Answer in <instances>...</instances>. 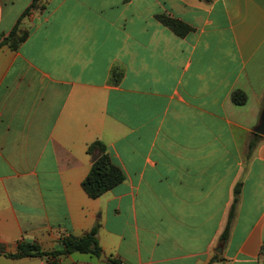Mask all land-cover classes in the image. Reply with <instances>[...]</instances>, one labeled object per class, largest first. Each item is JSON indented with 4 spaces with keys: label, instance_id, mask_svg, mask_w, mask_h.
Instances as JSON below:
<instances>
[{
    "label": "crops",
    "instance_id": "0c3cea01",
    "mask_svg": "<svg viewBox=\"0 0 264 264\" xmlns=\"http://www.w3.org/2000/svg\"><path fill=\"white\" fill-rule=\"evenodd\" d=\"M34 1L0 0V264H264V0ZM96 140L125 180L93 199ZM96 225L105 261L9 255Z\"/></svg>",
    "mask_w": 264,
    "mask_h": 264
},
{
    "label": "trees",
    "instance_id": "16d2710c",
    "mask_svg": "<svg viewBox=\"0 0 264 264\" xmlns=\"http://www.w3.org/2000/svg\"><path fill=\"white\" fill-rule=\"evenodd\" d=\"M40 1L41 0H35L31 7L26 10L25 14L29 12L31 8H44L45 4L40 3ZM158 19L181 37L186 36L193 29L192 26L186 22L166 14L158 15ZM20 21L21 18L18 24L0 42V46L8 44L12 49L16 50L25 41L28 36V31L20 27ZM112 76L114 82L118 83L123 77V71L116 68L113 70ZM232 97L237 104H244L247 100V95L242 90L234 91ZM255 146L256 142L252 141L249 146L250 150L252 151ZM88 152L92 155H98V158L94 161L89 174L83 180L82 186L91 198L96 199L122 183L125 180V173L119 165L114 163L103 141H94L88 147ZM242 185L243 182L240 181L236 184L234 189V200L229 211L226 227L220 237L223 243H226L230 236L232 223L236 217L237 207L240 202ZM98 229L99 225H96L92 230L81 236L71 233L62 237L61 243L63 244V248L60 250H42V248L34 242L21 241L17 253L9 255L12 257L41 256L54 258L60 255H69L79 252L100 258L104 251L98 239ZM108 264L124 263L118 258L110 257Z\"/></svg>",
    "mask_w": 264,
    "mask_h": 264
},
{
    "label": "water",
    "instance_id": "95a60500",
    "mask_svg": "<svg viewBox=\"0 0 264 264\" xmlns=\"http://www.w3.org/2000/svg\"><path fill=\"white\" fill-rule=\"evenodd\" d=\"M255 131L258 133V134H262L264 135V109L262 111V115H261V119H260V123L259 125L255 128ZM98 158V155H95L94 156V159L96 160ZM101 260H107L105 254H102L101 257H100Z\"/></svg>",
    "mask_w": 264,
    "mask_h": 264
}]
</instances>
